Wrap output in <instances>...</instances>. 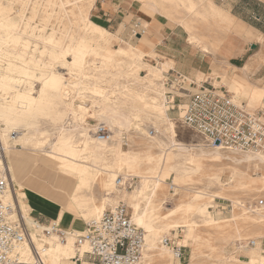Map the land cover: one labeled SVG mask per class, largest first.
I'll return each instance as SVG.
<instances>
[{"label": "bare ground", "instance_id": "obj_1", "mask_svg": "<svg viewBox=\"0 0 264 264\" xmlns=\"http://www.w3.org/2000/svg\"><path fill=\"white\" fill-rule=\"evenodd\" d=\"M94 1L87 0V2H83L77 7V14H75L79 22V35L77 37L65 35L62 38H57L54 29L48 36L44 37V51H49L54 58L61 56L62 59L58 61V64H52V70L49 73L41 74L42 86L39 93L34 95L30 91H22L19 88V83L24 76H34V70L40 69L43 62L36 59V62L39 61V63L32 66L33 64L31 65L30 61L32 62L34 55L31 54L26 57L21 51L26 50L28 47L27 44L24 45V42L30 43V41H34L35 45H37L40 35L37 32L28 35L21 31V27L23 23H25V26L34 24V30L43 32L45 31V26L43 24L39 25L34 21L33 17L35 14L29 19H25L22 15L18 20L4 14L7 9H11L12 4L11 2L5 4L0 0V57L4 56L3 53L7 45H11V50H13L12 57L7 59V66L4 70H0V147L2 146L0 169L3 170L0 174H6L8 181L11 182L5 194L6 200L13 210L18 215H21L33 229L31 232L33 245H23L17 255V264L77 263L75 262L77 250L72 240L61 242L55 235L46 236L44 231L47 230L48 226L35 223L27 215L26 212L28 210L25 207L23 208L22 202L29 203L26 200L28 199V191H31V189H38L39 191L32 206L38 212L45 214V211L41 210L37 203H52L54 205L51 206V209H57L59 214L71 210L75 214L76 220L80 221L81 217L88 213L100 215L108 209V205H111L112 200H114V196H111L113 192L109 189L112 188L113 191L118 187L116 183L118 178L122 180L121 177H118L120 173H123L121 171L126 169V172L130 173L129 175H134L137 167L146 165L147 167L140 171L143 172L144 181L142 188L137 191L139 199L133 202L130 207L132 208L133 222L145 229L146 243L143 258L146 260L145 262L143 260L142 263L154 264L155 261L161 262V259H164L163 252L168 251V248L153 242L161 228L160 225H147V221L152 216L156 221L165 219L163 226L166 228L172 226L173 220H178L187 213L195 214L197 211L203 217L212 216L209 204L196 208L195 204L198 200V195L213 196L212 193H205L201 190H194L186 205L180 203L178 207L170 208L162 215L154 212L155 202L159 200L158 190L167 183L170 175L173 176L172 181L170 180L171 184L178 187L181 175L195 171L187 169L188 166L197 168L201 159L209 158L213 161L214 159L230 158L238 164L264 163V154L262 153L232 152L218 144L208 142L187 143L180 139L176 131V123L167 112L166 93L171 91L180 96L185 94L174 90L177 86L176 82H172L169 87L163 86L160 90L152 87L155 83L151 81L166 68V65L159 64L154 66L143 62L140 59L141 52L136 46H133L130 51L119 46L114 48V50L111 48L113 51L110 52L111 39L115 35L87 17V11L91 9ZM204 1L207 0H179L178 3H189L193 7L195 4H202ZM63 4L61 3V5ZM146 4L153 9H157V4L154 0H150ZM217 8L216 5L210 3L207 13L217 22H224L227 27H230V19L233 16L227 12L223 14ZM63 10L67 14V10ZM202 14L205 15L204 13ZM25 37L28 41H24ZM258 37L260 36L258 35ZM99 40L103 42L104 46L100 50H92L90 42ZM189 40L199 47L207 49L206 45L192 32L189 34ZM69 54L72 55L71 61L66 60V56ZM120 56L128 57L130 66L143 62L148 68V73L144 76L138 74L139 76L136 77L134 72H124L122 76L130 84L138 81V79L145 81L148 78L150 80L148 83H150L144 84L138 89H131L129 96H114L111 98V96L103 93L94 85L103 76L102 74L106 72L121 73L123 70L121 62L117 60V57ZM90 66H92L91 69H89ZM248 69L249 62L247 61L234 69L239 77H232L230 80L232 88L236 92H242L247 96L246 107L251 110L255 108V105L262 103L264 84L258 85L249 80L247 76ZM66 74L70 75V79H63ZM186 81H188V84L191 83L189 79ZM68 85H71L73 89H69ZM145 97L150 101L147 102ZM9 98L10 102H8ZM49 98L52 99V106L47 104ZM63 102L71 114L69 126H64L67 112L59 107ZM8 103H10V111L6 109ZM123 104L140 110L155 112L164 126L163 129L156 128V130L161 132V134L168 135L167 141L158 139L156 135L149 137L159 152H153L149 149L153 146H148L146 149L143 148L141 155L128 156L122 149L112 148L110 157H107V143L105 141L99 138H87L88 127L82 123V120L86 118L90 110L91 112L93 111V115L89 113L90 117H94L99 122H104L115 128V130L113 128L114 135L130 130L147 134L148 131L144 129V123L141 122L138 115H133L131 111L125 110ZM27 114H29L28 121L23 123L22 116ZM35 117H42L53 124H61L62 132L53 136L49 147L50 150L36 156L26 153L23 156L28 161H35L34 163L38 168L48 166L61 175L56 178L57 189L51 192L41 186V178L37 176L42 169L28 180L29 184L26 181L23 182V186L18 183L20 173L18 169V172H16L17 165L15 160L17 164L22 160L18 159L21 157L16 152L18 150L17 146L21 144L22 149H24L22 152H24L28 148L25 144L27 141H22V137L28 136V133L31 132L39 133L42 131L41 127L36 124ZM73 131L76 133L72 134ZM14 132L19 134L11 135ZM21 133L24 135H21ZM6 148H8V152L5 151ZM67 154L70 156H67ZM123 174L125 175V172ZM100 176L102 178V188L106 190V196L102 203L88 210L84 204H76L75 207H72L65 198V190L68 184L72 183V179H75L76 183L79 184L78 187H80L87 185L91 179L99 178ZM119 193L124 194L123 189L119 190ZM175 194L174 192L173 195ZM251 211L255 212L254 209ZM259 215L264 218V214ZM211 222H216V220H206V223ZM180 226L187 227L189 224L184 222ZM256 226L260 227V224L256 223ZM246 251L250 252L249 250ZM82 252L83 250L80 248V253ZM43 257H45V260H43ZM254 260L255 258L250 257L249 262ZM82 263L87 264L85 261ZM189 264H192V261Z\"/></svg>", "mask_w": 264, "mask_h": 264}, {"label": "rangeland", "instance_id": "obj_2", "mask_svg": "<svg viewBox=\"0 0 264 264\" xmlns=\"http://www.w3.org/2000/svg\"><path fill=\"white\" fill-rule=\"evenodd\" d=\"M131 1L133 2L132 8L134 9H140L149 16L161 15L163 18L169 20V25L181 24L189 33L192 32L196 35L204 36L203 38L208 44V49H204L208 52L225 54L226 56L239 54V58H241L237 61L239 66L247 61L249 62V69L247 72L249 80L258 85L264 84V26L261 32L252 27V25L256 24L254 18L256 14L262 15L264 19L263 3L256 5V0H207L202 4L198 3L192 7L189 3H178L179 0H154L157 4V9H153L146 4L150 0ZM1 2L5 4L11 2L12 4L11 9H7L4 14L11 16L15 20H18L22 15L25 19H29L35 14L33 17L34 21L39 25L43 24L45 26V31L43 32H38L36 29L34 30V24L32 23V25L29 26H25V23H23L21 27V31L28 35L33 32H37L38 35H40L37 45H35L34 41H30V43L24 42V45L27 44L28 47L21 52H23L26 57H29L31 54L34 55V59L32 62L30 61V64H33L32 66L39 63V61L36 62V59L42 60L43 63H41L40 69L34 70V76H24L19 83V88L22 91H30L33 92L34 95H37L42 86L40 79L41 74L49 73L52 70V64H58V61L62 59L61 56L54 58L49 51H44V37L48 36L53 29L56 31L55 35L57 38H62L65 35L77 37L79 35V22L75 14H77V7L81 3L87 2V0H1ZM61 3L64 4L61 5ZM210 3L216 5L221 13L224 14L227 12L235 17L230 19V27H227L224 22H217L207 13ZM230 8L231 10H229ZM63 9L67 10V14L64 13ZM90 10L91 9L87 11V17L94 22ZM141 11H137V16L146 19L147 16ZM129 18L130 17L126 19L127 22ZM107 30L115 35L111 39L112 44L110 46V52L119 46L128 51L133 49V46H136L141 52L140 59L143 62L154 66L160 64L159 60L157 61L150 51L145 50L146 47L150 46L147 39L143 38L139 40L140 37L135 38L130 35V25L126 24L120 32H115L113 29L109 28H107ZM258 35L260 37H258ZM24 41H28V39L25 37ZM90 45L92 50H100L104 46L103 42L100 40L92 41ZM11 47V45H7L3 53L4 56L0 57V70L5 69L7 66V59L12 57L11 54H13V50H11ZM66 60L71 61L72 55H67ZM117 60L121 62V67L123 69L121 73L109 71L102 74L103 76L100 75L101 77L97 80L94 87H97V89H100L103 93L113 98L114 96H129L131 89H138L142 85L150 83H148V81H150L148 78L145 81L138 79V81L130 84L127 79L122 76L124 72H134L136 77L139 75L144 76L148 73V68L143 62L135 66H130V60L126 56L117 57ZM91 68L92 66L89 67V69ZM164 70H166V68H164ZM163 71L151 81L155 83L152 87L160 90L163 86L169 87L172 82H176L177 86L174 90L181 91L185 95L181 98L176 95L172 97V94L176 93H172L171 91L167 92V99H173L175 104L182 103L183 100L188 98V95L196 92L199 85L208 86V84L212 83L216 86L226 87L229 91L233 92L239 100L247 104V96L242 92H236L232 88L230 79L232 77H239V75L237 72L235 73V70H233L227 62H225L220 69L213 71L212 75L204 77L200 82L192 84L195 87L192 91L181 88V86L184 85L182 82L175 78L170 79ZM63 79H70V75H64ZM68 87L69 89H73L71 85H68ZM168 93L172 94L168 95ZM9 100L10 98L8 102H10ZM51 100V98L48 99L47 104L49 106H52L53 102ZM146 101L149 102L150 100L146 98ZM166 106L169 116L174 119L176 123V131L180 139L187 143H206V140L200 134L182 124L179 120L177 106L173 109L167 103ZM59 107L67 112L64 126H69L71 114L68 108L64 102ZM123 108L131 111L133 115H138L141 122L144 123V129L146 130L151 126L159 129L164 128L158 116L153 111L140 110L125 104H123ZM6 109L10 111V103L7 104ZM249 111H254L258 113V115H261V117H264V97L262 103L255 105V108ZM89 113L93 115V111L91 112L90 110L86 118L82 120V123L86 124L88 127L87 138L91 139L93 137L89 136L90 128L97 123L104 122H99L96 118L90 117ZM22 117V122H27L29 114L23 115ZM35 119L36 124L41 127L42 131L39 133L31 132L28 133V136L22 137V141H27L25 144L28 148L24 152H22L24 149H22L21 144L17 146L19 151L17 150L16 152H18L21 157L18 159H20V161L22 160L18 164L15 160V164L17 165L16 172H18V169L20 173L18 183H21V186H23L24 181L29 184L28 180L42 169L41 173L37 176L41 178V186L51 192L57 189L56 178L61 175L54 172L51 167L48 166L38 168L34 163L35 161H28L23 156L25 153L36 156L50 150L49 147L52 143L53 136L62 132L61 124H53L42 117H35ZM113 128L114 127H112V129ZM75 133V131L72 132V134ZM122 133L127 135V141L124 144L120 141V135ZM122 133L119 135L116 133L113 141L107 143V157H110V150L112 148L122 149L128 156L141 155L143 148L146 149L148 146H153L149 148L153 152H159L154 146L155 144L153 141L146 136V133L143 134L133 130L123 131ZM15 134L18 135L19 133L14 132L11 135ZM21 135L24 134L21 133ZM167 136L168 135L164 133L161 134V132H158L156 135L158 139L163 141H167ZM7 149L8 148L5 150L6 152H8ZM67 156L70 155L67 154ZM146 167V165L137 167L134 175H129L130 173L126 172V169H124L125 171H121L123 173L125 172V175L120 173L118 177L124 180V184L123 186L115 188L113 191L112 188L109 189L113 192L111 196H114V200H112L111 205H108L107 208L122 202L128 206L129 212L132 214V208L130 206L139 199L137 191L142 188L144 181L143 172L140 171ZM187 169H193L195 171L193 173L186 172L181 175L178 181V187L171 184L173 176L170 175L167 179V183L159 188V200L155 202L154 212H158L162 215L166 213L168 209L178 207L180 203L186 205V202L190 200L189 197L194 193L193 191L201 190L205 193H212L213 196L205 194L198 195V200L195 204L196 208L204 204H209V210L212 211V216L203 217L197 211L195 214L187 213L178 220H173L172 226L167 228L163 226L165 219L156 221L152 216L147 221V225H160L161 228L158 235L153 239L155 244L160 246L159 240L163 236L168 235L175 238L179 244L183 245V257L180 261L176 260L170 252V249H168L169 253L168 251L163 252L164 259H161V262L155 261L154 264H168L170 262L172 264H189L190 261H192V264H264V218L259 215L264 214V207L258 205V201L264 199V163L253 162L251 164H238L233 162L230 158L214 159L213 161L207 158L201 159L197 168H193V166L191 167L189 165ZM101 179V176L91 179L87 185L80 187H78L79 184L76 183V180L72 179V183L68 184L65 190L66 200L69 201L72 207H75L76 204H84L87 210L100 205L106 196V190L102 188ZM122 189L124 194L119 193V190ZM174 192L176 193L175 195H173ZM38 193V189H31V191H28V199L26 200L29 201V203L22 202L23 208L25 207L28 210V212H26L27 215L31 218H36L43 224L47 222H43L42 220L48 218H51L48 219V221H58L57 218H52L57 216L58 211H56L57 214H55V216L48 217V209H51V206L54 204L41 202L43 203L41 208L46 211L45 214L37 210L36 212L34 207H32L34 205L33 201H35ZM252 209H254L255 212H252ZM69 211L72 212L71 210ZM97 215L99 216V214ZM97 215L88 213L81 218L83 221V219L92 218ZM214 219L216 222L206 223V220L213 221ZM184 222L189 224V226L181 227L180 225L184 224ZM256 223L260 224V227H257ZM139 227L141 228V226ZM251 240L256 241L255 246L249 245ZM84 248L83 246L81 249L84 250ZM250 257L255 258V260L249 262ZM43 260H45V257H43ZM143 260L145 262L146 259L142 256V261Z\"/></svg>", "mask_w": 264, "mask_h": 264}, {"label": "built area", "instance_id": "obj_3", "mask_svg": "<svg viewBox=\"0 0 264 264\" xmlns=\"http://www.w3.org/2000/svg\"><path fill=\"white\" fill-rule=\"evenodd\" d=\"M129 32L137 38L146 33V27L135 21ZM166 103L172 109L177 106L182 124L200 134L206 142L216 144L217 141L218 145L232 152L264 154V117L249 111L246 104L226 87L213 83L208 86L201 84L196 92L188 95L185 102L175 104L173 99H167ZM89 131L90 137L106 143L113 141V129L106 123H97ZM147 131L148 137L158 134L153 126L148 127ZM120 141L126 143L125 133L120 135ZM0 172L3 170L0 169ZM10 183L6 174H0V264H17L19 250L24 244H32V227L5 198ZM116 184L123 186L124 180L118 178ZM258 205L264 207V199H260ZM32 219L40 223L36 218ZM45 224L48 226L44 231L46 236L55 235L61 242L72 240L78 260L86 256L88 264H142L145 231L133 222L125 203H118L99 216L84 220L82 230L64 228L59 221L53 220ZM159 242L170 249L176 260L182 259L183 245L175 238L165 235ZM249 245L255 246L256 241L251 240ZM83 246L85 249L80 253Z\"/></svg>", "mask_w": 264, "mask_h": 264}, {"label": "crops", "instance_id": "obj_4", "mask_svg": "<svg viewBox=\"0 0 264 264\" xmlns=\"http://www.w3.org/2000/svg\"><path fill=\"white\" fill-rule=\"evenodd\" d=\"M256 1V5L264 4V0ZM132 3L131 0H95L90 14L94 18L95 23L106 29H113L115 32H120L126 24L131 27L135 21H139L141 25L146 27V33L139 36V40L145 38L150 43V46L146 47L145 50L150 51L155 59L157 61L159 60L160 64L166 65V70L163 72L170 79L175 78L182 82L184 85L181 88L192 91L195 89L192 84L200 82L204 77L212 75L213 71L220 69L225 62L233 70L239 66L237 64V61L241 59L239 58V54L226 56L225 54L208 52L206 49L199 47L189 40L190 33L181 24L169 25V20L163 18V16H149L140 9L132 8ZM137 11L144 13L147 16L146 19L137 16ZM128 17L130 18L127 22L126 19ZM233 18L235 17L233 16ZM254 18L256 24L252 25V27L261 32L264 26L263 16L256 14ZM197 37L208 49L207 41L203 38L204 36L197 35ZM187 79L191 82L190 84L186 81ZM185 101L186 99L182 102ZM37 205L43 210L41 208L42 204L37 203ZM48 210V217L57 214V210L55 209ZM52 218H57L60 225L64 228L71 227L77 230L84 228V220H86L83 219L82 221L81 218L80 221H77L75 214L70 211H64L60 214L58 212L57 216ZM48 219L42 221L48 222ZM83 261L86 262V256H83L82 260L75 258L76 264L82 263Z\"/></svg>", "mask_w": 264, "mask_h": 264}, {"label": "water", "instance_id": "obj_5", "mask_svg": "<svg viewBox=\"0 0 264 264\" xmlns=\"http://www.w3.org/2000/svg\"><path fill=\"white\" fill-rule=\"evenodd\" d=\"M216 144H218V142L216 141Z\"/></svg>", "mask_w": 264, "mask_h": 264}]
</instances>
